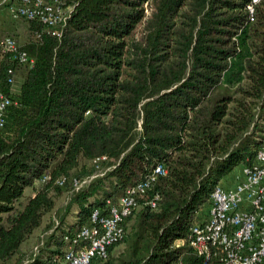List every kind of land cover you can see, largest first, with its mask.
Instances as JSON below:
<instances>
[{
	"label": "trees",
	"instance_id": "obj_1",
	"mask_svg": "<svg viewBox=\"0 0 264 264\" xmlns=\"http://www.w3.org/2000/svg\"><path fill=\"white\" fill-rule=\"evenodd\" d=\"M249 3L65 0L58 32L38 18L24 20L21 41L4 31L33 62L0 53V92L11 98L0 125V264L62 260L94 209L144 180L122 237L93 264H223L219 245L206 258L188 238L223 176L252 166L264 145V0L252 13ZM99 156L103 173L76 188ZM159 163L165 172L154 173Z\"/></svg>",
	"mask_w": 264,
	"mask_h": 264
},
{
	"label": "built area",
	"instance_id": "obj_2",
	"mask_svg": "<svg viewBox=\"0 0 264 264\" xmlns=\"http://www.w3.org/2000/svg\"><path fill=\"white\" fill-rule=\"evenodd\" d=\"M248 4L249 12H253V3ZM65 0H0V14L16 20L38 18L53 32L57 26L65 22L69 7ZM252 19V16H250ZM0 30V53L9 52L20 63L31 65L33 58L20 48L14 35ZM11 98L0 92V125L4 120V111ZM105 156L93 160L96 169L86 174L81 180L74 179L78 188L83 182L96 174H102L101 161ZM154 173L165 172L159 163ZM64 179L59 182L62 183ZM149 180L129 184L117 202L106 200L107 207L103 213L94 209L90 221L84 224L66 249L64 258L55 264H93L104 259L108 247L119 240L124 233V220L136 205L137 191H144ZM247 205L242 207V202ZM154 205V201H150ZM67 238V237H66ZM189 242L198 254L208 257L212 245L222 249L223 264H263L264 263V145L258 150L256 162L244 167V177L235 186L225 188L220 183L211 193V204L206 219L196 222L191 228ZM78 243V246L75 244ZM36 244L33 252H36ZM25 258L21 264L27 262ZM8 264H14L8 262Z\"/></svg>",
	"mask_w": 264,
	"mask_h": 264
},
{
	"label": "rangeland",
	"instance_id": "obj_3",
	"mask_svg": "<svg viewBox=\"0 0 264 264\" xmlns=\"http://www.w3.org/2000/svg\"><path fill=\"white\" fill-rule=\"evenodd\" d=\"M6 17L8 19H6ZM9 28H13L15 31H16V36L18 39H20V41L22 40V36L23 34L25 33V30H26V24L24 22V20H16V21H12L10 20V17L9 16H4L0 18V30L1 31H8ZM89 168V167H88ZM89 172V169L83 171V174H86ZM69 193L68 192H64L61 196H59L57 198V211L61 210L62 206H64L65 202L68 200V195ZM51 216L50 214L48 213L45 217V221H44V224L42 227L38 228L36 230V233L33 235L32 237V240L31 242L29 243L28 245V249H27V253H26V256L29 255L30 253H32V251H34L35 249V246L36 244H38V240L39 238H41V236L43 235V232H44V227L45 225L51 220ZM123 244L120 243L116 246V249L117 250H120L122 248Z\"/></svg>",
	"mask_w": 264,
	"mask_h": 264
},
{
	"label": "crops",
	"instance_id": "obj_4",
	"mask_svg": "<svg viewBox=\"0 0 264 264\" xmlns=\"http://www.w3.org/2000/svg\"><path fill=\"white\" fill-rule=\"evenodd\" d=\"M4 16H7L5 14V11H1V14H0V18ZM6 19H8L6 17ZM244 167L245 165L240 163V164H237L235 165L228 173H226L223 178L221 179L220 181V184L225 187V188H231L233 186H235V184L241 179L244 177ZM247 205V203L245 201L242 202V207H245ZM37 230V229H36ZM36 230L35 232L33 233V235L36 233ZM33 235L28 238L21 246V251H27V247L29 245V243L31 242L32 240V237Z\"/></svg>",
	"mask_w": 264,
	"mask_h": 264
}]
</instances>
